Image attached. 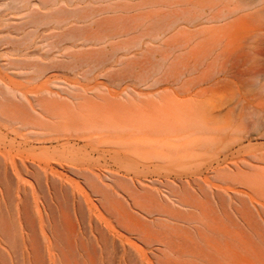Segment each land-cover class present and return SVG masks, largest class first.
I'll use <instances>...</instances> for the list:
<instances>
[{
    "label": "rangeland",
    "instance_id": "obj_1",
    "mask_svg": "<svg viewBox=\"0 0 264 264\" xmlns=\"http://www.w3.org/2000/svg\"><path fill=\"white\" fill-rule=\"evenodd\" d=\"M44 233L264 264V0H0V264H54Z\"/></svg>",
    "mask_w": 264,
    "mask_h": 264
},
{
    "label": "bare ground",
    "instance_id": "obj_2",
    "mask_svg": "<svg viewBox=\"0 0 264 264\" xmlns=\"http://www.w3.org/2000/svg\"><path fill=\"white\" fill-rule=\"evenodd\" d=\"M118 120V119H117ZM121 122V121H120ZM124 122V121H123ZM45 234V238H46V240H47V248H48V251H49V255L53 258V262H54V264H57V261H58V255H57V253L55 252V246H54V243H53V241L51 240V238L48 236V235H46V233H44ZM218 247V246H217ZM221 247V246H220ZM220 247H218V248H216L215 250H217L218 251V249H221ZM27 251V250H26ZM221 251H223V250H220L219 251V253H222ZM28 253H29V251H27ZM26 252V253H27ZM224 252V251H223ZM221 255H223L224 256V259H225V252L224 253H222ZM27 256H29V254H27ZM219 257V256H218ZM221 258V257H220ZM223 259V258H222ZM223 259V260H224ZM227 260V259H226ZM219 264H222L221 263V261H220V263Z\"/></svg>",
    "mask_w": 264,
    "mask_h": 264
}]
</instances>
